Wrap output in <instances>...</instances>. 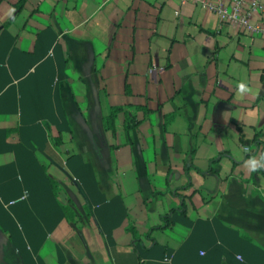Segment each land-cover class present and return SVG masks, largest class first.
Masks as SVG:
<instances>
[{
    "label": "crops",
    "instance_id": "obj_1",
    "mask_svg": "<svg viewBox=\"0 0 264 264\" xmlns=\"http://www.w3.org/2000/svg\"><path fill=\"white\" fill-rule=\"evenodd\" d=\"M251 157L263 36L188 0H0V264H264Z\"/></svg>",
    "mask_w": 264,
    "mask_h": 264
},
{
    "label": "built area",
    "instance_id": "obj_2",
    "mask_svg": "<svg viewBox=\"0 0 264 264\" xmlns=\"http://www.w3.org/2000/svg\"><path fill=\"white\" fill-rule=\"evenodd\" d=\"M216 14L221 22L264 37V0H188Z\"/></svg>",
    "mask_w": 264,
    "mask_h": 264
},
{
    "label": "trees",
    "instance_id": "obj_3",
    "mask_svg": "<svg viewBox=\"0 0 264 264\" xmlns=\"http://www.w3.org/2000/svg\"><path fill=\"white\" fill-rule=\"evenodd\" d=\"M22 1L23 0H21V3H22ZM120 110H121L120 108H112V109H110L109 116L105 119L106 128L113 129L114 120L116 119L117 113ZM216 161L217 160H213V161H211V163H214ZM253 175H255V176L256 175L264 176V170L261 169V168H257V169H255ZM162 220H163V224H161L159 226L152 227V228L149 229V232L147 233V237H149L150 231L157 230V229H163L164 227L169 226V221H168V217L167 216L163 217ZM128 231H129V233H131L132 238H133L132 244H133L134 247H136V243L139 242V237L137 235V232H136L135 228L132 227V226L128 228Z\"/></svg>",
    "mask_w": 264,
    "mask_h": 264
},
{
    "label": "clouds",
    "instance_id": "obj_4",
    "mask_svg": "<svg viewBox=\"0 0 264 264\" xmlns=\"http://www.w3.org/2000/svg\"><path fill=\"white\" fill-rule=\"evenodd\" d=\"M238 87L242 93L249 90L247 85L243 82H241ZM246 164L252 169H255L257 166H264L261 165L260 162L257 161L255 157H251L248 161H246Z\"/></svg>",
    "mask_w": 264,
    "mask_h": 264
}]
</instances>
